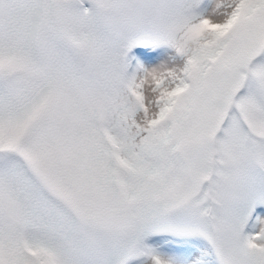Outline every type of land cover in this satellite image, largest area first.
Masks as SVG:
<instances>
[{"label": "snow or ice", "instance_id": "obj_1", "mask_svg": "<svg viewBox=\"0 0 264 264\" xmlns=\"http://www.w3.org/2000/svg\"><path fill=\"white\" fill-rule=\"evenodd\" d=\"M0 264H264V0H0Z\"/></svg>", "mask_w": 264, "mask_h": 264}]
</instances>
